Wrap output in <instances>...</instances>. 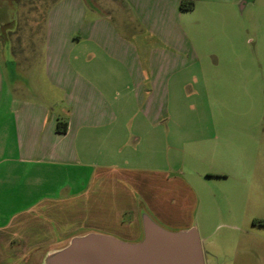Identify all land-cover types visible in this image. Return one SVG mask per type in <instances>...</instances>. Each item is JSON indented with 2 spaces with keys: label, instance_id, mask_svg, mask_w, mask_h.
<instances>
[{
  "label": "crops",
  "instance_id": "1",
  "mask_svg": "<svg viewBox=\"0 0 264 264\" xmlns=\"http://www.w3.org/2000/svg\"><path fill=\"white\" fill-rule=\"evenodd\" d=\"M183 1L123 0L133 20H118L84 0H57L39 51L49 101L11 93L0 61V261L20 264L82 228L139 241V194L164 222L195 213V190L184 177L187 157L173 173L176 143L184 151L219 141L232 120L247 117H205L204 123L227 124L213 127L210 138L197 120L173 114L184 94L215 90L216 103L232 109L238 94L240 69L197 47L191 35L200 20L189 18L196 6L183 9ZM203 1L214 14L220 9L219 0ZM5 44L0 35V55ZM59 121L68 122L66 132L57 130ZM143 140L149 151L138 157ZM159 147L167 148L164 162H157Z\"/></svg>",
  "mask_w": 264,
  "mask_h": 264
},
{
  "label": "rangeland",
  "instance_id": "2",
  "mask_svg": "<svg viewBox=\"0 0 264 264\" xmlns=\"http://www.w3.org/2000/svg\"><path fill=\"white\" fill-rule=\"evenodd\" d=\"M56 1L0 0V35L6 39L0 61L6 70L7 86L11 93L14 91L19 96L31 95L49 101L43 81L44 61L39 51L46 14ZM84 1L98 13L103 11L118 20L122 17L133 20L123 0ZM222 1L229 3L222 4ZM222 1H218L220 9L215 14L207 9L211 3L207 5L203 0H185V3H195V11L189 18L192 22L200 20L195 26V34L191 35L197 47L202 52L205 50L213 56H219L222 66L229 61L230 67L240 69L235 78L237 105L232 109L229 104H217L215 90H212L184 94L185 98L180 103L178 101L172 110L174 115L190 116L193 121H198L200 127L206 126V135L210 133V138L214 135L211 131L216 127L225 130L227 124L215 123V120L209 122L207 119L204 123L205 117L236 114L247 119L232 120L233 124L229 123L231 127L219 141L212 138L184 151L182 149L185 147H179L176 143L177 161L173 173L178 175L181 158L187 157L184 177L196 193L192 196L195 213H185L177 221L164 222L141 194L137 196V205L140 214L146 210L167 229L197 227L201 240L206 237L203 246L205 258H208L206 264H264V0ZM219 21L221 23H217ZM209 26L216 29L211 32ZM121 28L126 31L123 26ZM12 30L14 32L10 34ZM211 35L215 36L214 41ZM210 62L214 66L212 57ZM214 77L212 75L210 79ZM25 79L29 80L30 85H25ZM211 83L213 87V81ZM223 83L226 84V81ZM194 88L189 87L188 91L193 92ZM170 141L177 142V138L174 136ZM147 144V140H143L138 157L145 156L144 153L149 151ZM166 149H157V162L165 161L164 157L168 155L165 154ZM169 156L173 159V154ZM126 217H129V213ZM84 231L115 235L97 228H82L79 233ZM66 242L67 238L57 244L38 248L20 264H37L47 248L58 247ZM0 264H7V261L2 260Z\"/></svg>",
  "mask_w": 264,
  "mask_h": 264
},
{
  "label": "water",
  "instance_id": "3",
  "mask_svg": "<svg viewBox=\"0 0 264 264\" xmlns=\"http://www.w3.org/2000/svg\"><path fill=\"white\" fill-rule=\"evenodd\" d=\"M141 221L144 234L139 241L86 231L45 250L37 264H206L197 227L170 230L146 210L141 211Z\"/></svg>",
  "mask_w": 264,
  "mask_h": 264
},
{
  "label": "trees",
  "instance_id": "4",
  "mask_svg": "<svg viewBox=\"0 0 264 264\" xmlns=\"http://www.w3.org/2000/svg\"><path fill=\"white\" fill-rule=\"evenodd\" d=\"M182 8L183 9H190V8H192V6H190V5H187L186 3H185V0L182 2ZM67 127H68V122L66 121V122H63V121H59L58 123H57V130L59 131V132H66L67 131Z\"/></svg>",
  "mask_w": 264,
  "mask_h": 264
}]
</instances>
